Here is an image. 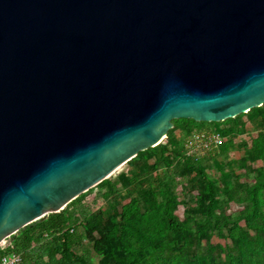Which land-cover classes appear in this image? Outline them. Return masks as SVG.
<instances>
[{
  "label": "water",
  "instance_id": "95a60500",
  "mask_svg": "<svg viewBox=\"0 0 264 264\" xmlns=\"http://www.w3.org/2000/svg\"><path fill=\"white\" fill-rule=\"evenodd\" d=\"M264 105V0H0V244L174 119Z\"/></svg>",
  "mask_w": 264,
  "mask_h": 264
},
{
  "label": "rangeland",
  "instance_id": "374dc122",
  "mask_svg": "<svg viewBox=\"0 0 264 264\" xmlns=\"http://www.w3.org/2000/svg\"><path fill=\"white\" fill-rule=\"evenodd\" d=\"M172 123L161 149L141 151L106 181L77 197L71 203L75 219L102 229L110 216L119 219L124 205L133 199L145 210L146 203L155 204L170 195L178 219L199 233L204 209L200 169L213 181L228 217L244 210L249 205L250 187L264 171V160L257 159L253 153L254 140L264 133V108L254 107L251 112L219 122L176 119ZM198 131L223 133L225 146L200 157H187L185 142ZM202 157L206 161L197 164L196 159ZM30 233L34 234L33 246L38 248L39 227ZM94 233L98 235V231ZM10 242L9 237L1 243L0 251ZM77 251L79 254L91 251L92 264H105V258L94 253L85 230ZM148 264H264V232L250 231L238 240L219 232L191 235L177 247L149 257Z\"/></svg>",
  "mask_w": 264,
  "mask_h": 264
},
{
  "label": "trees",
  "instance_id": "16d2710c",
  "mask_svg": "<svg viewBox=\"0 0 264 264\" xmlns=\"http://www.w3.org/2000/svg\"><path fill=\"white\" fill-rule=\"evenodd\" d=\"M258 108H264V105ZM162 142L155 147L161 149ZM253 153L257 159L264 160V133L254 140ZM196 161L197 164L204 163L206 158ZM199 173L203 177L200 193L204 199L203 215L199 221L203 228L199 233L178 219L172 209L170 195L158 203H146L148 207L145 210L133 199L124 205L119 219L110 216L102 229L91 223L83 225L75 219V212L71 209L73 200L60 212L51 213L12 235L11 244L0 251V260L4 254L15 252L21 256L22 264H92L91 251L83 254L77 251L82 244L83 230L94 253L103 256L105 264H148L149 257L177 247L191 235L219 232L238 240L250 231L264 232V171L259 173L257 181L249 189V205L233 217L224 213L213 181L202 169ZM35 227H39L41 232L37 238L38 248L33 246L34 234L30 233Z\"/></svg>",
  "mask_w": 264,
  "mask_h": 264
},
{
  "label": "built area",
  "instance_id": "2783aa9c",
  "mask_svg": "<svg viewBox=\"0 0 264 264\" xmlns=\"http://www.w3.org/2000/svg\"><path fill=\"white\" fill-rule=\"evenodd\" d=\"M224 136L215 131H198L190 135L185 142L188 156L200 157L201 155L219 148L224 143ZM0 264H22L21 256L15 252L4 254Z\"/></svg>",
  "mask_w": 264,
  "mask_h": 264
},
{
  "label": "crops",
  "instance_id": "0c3cea01",
  "mask_svg": "<svg viewBox=\"0 0 264 264\" xmlns=\"http://www.w3.org/2000/svg\"><path fill=\"white\" fill-rule=\"evenodd\" d=\"M9 244H11V242H10V243H8V245H9Z\"/></svg>",
  "mask_w": 264,
  "mask_h": 264
}]
</instances>
